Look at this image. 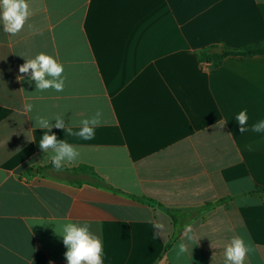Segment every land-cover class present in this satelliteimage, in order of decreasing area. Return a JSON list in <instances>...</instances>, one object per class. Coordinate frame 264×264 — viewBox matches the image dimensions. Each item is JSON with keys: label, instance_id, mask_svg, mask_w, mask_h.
Masks as SVG:
<instances>
[{"label": "crops", "instance_id": "1", "mask_svg": "<svg viewBox=\"0 0 264 264\" xmlns=\"http://www.w3.org/2000/svg\"><path fill=\"white\" fill-rule=\"evenodd\" d=\"M27 2L20 33L0 25V264H67L55 232L67 222L90 225L103 264H224L236 235L254 248L246 264H264V197L251 194L264 189V132L251 131L264 120V55L216 67L197 57L264 43V0ZM41 52L63 65L62 92L16 79ZM98 110L92 140L52 132L80 152L68 168L89 166L107 186L40 171L52 163L35 116L62 115L76 132ZM181 242L188 252L177 257Z\"/></svg>", "mask_w": 264, "mask_h": 264}, {"label": "clouds", "instance_id": "2", "mask_svg": "<svg viewBox=\"0 0 264 264\" xmlns=\"http://www.w3.org/2000/svg\"><path fill=\"white\" fill-rule=\"evenodd\" d=\"M30 15L27 0H0V25L3 26L4 33L13 36L20 33ZM28 26L31 27V25ZM63 72L64 67L56 58L41 52L33 59H25V63L19 66V75L16 79L22 81L26 75L30 81L35 82L36 91L43 92L52 89L56 92H62L66 79L62 75ZM33 108V104L26 102L23 111L30 113ZM53 120H55V124L51 123ZM235 120L241 133L249 130L245 127L249 120L247 109L240 111ZM34 121L35 129L43 130V136L38 143L40 150L47 153L46 159L51 160L54 169L61 171L66 164L74 165L79 159L80 152L66 140H58L52 129L64 130L67 135L76 136L86 141L92 140L95 138V129L102 122V112L98 110L92 117L83 119L80 122L79 131L76 132H73L71 127H66L63 116L59 114L52 120L37 114ZM251 131L255 133L264 132V120L252 124ZM153 226L156 229L154 236H159L164 225L153 222ZM55 232L62 237L63 244L67 248L64 253L67 264H103L102 240L90 230L89 224L81 225L67 222L56 225ZM192 233V227L190 225L185 226V236L188 240L195 239L194 235H191ZM177 247V257L188 252V247L183 242ZM253 251L254 248L246 243L241 236H233L224 248V264H246V256Z\"/></svg>", "mask_w": 264, "mask_h": 264}, {"label": "trees", "instance_id": "3", "mask_svg": "<svg viewBox=\"0 0 264 264\" xmlns=\"http://www.w3.org/2000/svg\"><path fill=\"white\" fill-rule=\"evenodd\" d=\"M214 47H209L203 49L197 53L198 60L201 64H205L206 66L216 67L222 64L223 60L228 56H236V57H248L255 55H264V43L251 44L242 48H227L224 47L223 54H215L213 52ZM49 169H54L53 165L47 166L44 168H40V171H46ZM55 170V169H54ZM62 172L70 173V174H87L93 178L94 182L98 186H107L106 182L95 172V170L89 166H78L74 168H68L65 166ZM252 195H261L264 197V189L256 190L251 193ZM137 198V197H134ZM139 200L145 201L149 204H157V202L152 201L147 198H137ZM169 247H167L168 251Z\"/></svg>", "mask_w": 264, "mask_h": 264}, {"label": "water", "instance_id": "4", "mask_svg": "<svg viewBox=\"0 0 264 264\" xmlns=\"http://www.w3.org/2000/svg\"><path fill=\"white\" fill-rule=\"evenodd\" d=\"M213 52H214L215 54H223L224 50H223L222 47H215V48L213 49ZM35 171H36V170H35Z\"/></svg>", "mask_w": 264, "mask_h": 264}]
</instances>
